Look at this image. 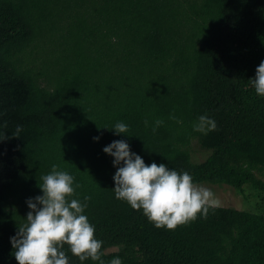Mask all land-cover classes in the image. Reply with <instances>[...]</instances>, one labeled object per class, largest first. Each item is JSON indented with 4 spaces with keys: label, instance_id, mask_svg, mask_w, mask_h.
<instances>
[{
    "label": "trees",
    "instance_id": "1",
    "mask_svg": "<svg viewBox=\"0 0 264 264\" xmlns=\"http://www.w3.org/2000/svg\"><path fill=\"white\" fill-rule=\"evenodd\" d=\"M261 60L264 0H0V264H18L10 237L53 164L74 176L75 198L90 197L106 264H264V215L210 206L156 228L115 198L103 151L125 139L145 163L186 170L197 185L264 191V97L249 81ZM201 114L217 128L194 131ZM157 118L153 132L144 121ZM117 121L129 137L109 130Z\"/></svg>",
    "mask_w": 264,
    "mask_h": 264
},
{
    "label": "clouds",
    "instance_id": "2",
    "mask_svg": "<svg viewBox=\"0 0 264 264\" xmlns=\"http://www.w3.org/2000/svg\"><path fill=\"white\" fill-rule=\"evenodd\" d=\"M249 81L255 93L264 97V60L260 61L255 76ZM169 118L177 119L171 114ZM144 124L155 132L164 120L157 118L149 122L145 119ZM216 128L215 119L207 114L199 115L193 125L194 131L204 134ZM128 129L127 123L117 121L109 130L116 135L128 136ZM22 130L23 126L18 124L11 135L19 138ZM7 138L6 133L0 134V141ZM93 139L98 141L100 137ZM103 151L113 157L116 168L112 188L115 198L133 209L142 210L156 228L174 230L195 219L197 214L206 216L209 207L217 204L213 191L197 185L188 171H178L155 160L145 163L125 139L113 140L103 147ZM74 179L71 173L55 164L50 172L42 175V183L38 184L42 195L26 200L30 210L25 222L19 224L16 234L10 237L12 255L18 264H70L65 244L81 264L89 259L106 264L101 258L104 242L96 237L95 225L85 214L90 197L75 198V189L79 185L74 184ZM107 264H123V261L120 256H114Z\"/></svg>",
    "mask_w": 264,
    "mask_h": 264
},
{
    "label": "rangeland",
    "instance_id": "3",
    "mask_svg": "<svg viewBox=\"0 0 264 264\" xmlns=\"http://www.w3.org/2000/svg\"><path fill=\"white\" fill-rule=\"evenodd\" d=\"M45 85V83H43ZM209 156V152L201 150L198 145H194V159L198 162L205 161ZM259 177L261 175L259 174ZM210 188L214 193L217 201L215 206L233 208L241 211H248L259 215H264V191L256 190L246 185L242 190H237L224 184L212 185L202 183ZM121 248L115 247L107 252H117Z\"/></svg>",
    "mask_w": 264,
    "mask_h": 264
}]
</instances>
